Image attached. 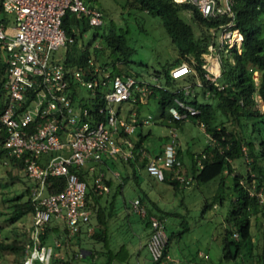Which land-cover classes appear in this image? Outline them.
Masks as SVG:
<instances>
[{
    "label": "trees",
    "instance_id": "1",
    "mask_svg": "<svg viewBox=\"0 0 264 264\" xmlns=\"http://www.w3.org/2000/svg\"><path fill=\"white\" fill-rule=\"evenodd\" d=\"M89 1L87 0L88 3ZM218 3L222 6L224 1L218 0ZM124 6L128 10L145 12L160 18L177 55L162 69L153 71L151 77H157L164 85V89H156L148 100L158 102L166 126L178 128L182 122L191 121L200 128L203 126L208 137L206 149L198 156L188 151L191 158L190 171L185 166L179 148L180 165L172 170L166 169L163 182L170 185L178 194L191 184L199 187L220 178L213 200L211 202L204 200L203 212L215 208L216 205H224L223 191L234 192V196L229 198L228 213L224 221L223 259L236 260L244 254L248 258L257 260V264H264V112L261 109V105H264V0H231V12L216 13L208 17L204 16L198 5L192 2L126 0ZM187 16L191 23L187 20ZM1 19L6 23L9 21L5 13L1 15ZM233 20L242 34V43L240 46H234L227 54L230 57L228 67L223 66L224 53H221L222 75L216 82H212L207 79L206 70L203 68L204 60L206 62L208 60L204 55L209 51V46L215 43L214 31ZM64 28L68 36L74 37L75 40L68 49L65 64L68 67L83 66L93 70L89 64L92 60L89 54L83 50L80 52L74 47L78 33L83 34L91 28L88 19L67 12ZM127 36V31L123 28L105 31L103 44L108 53V60L101 68H106L112 76L132 75L140 78L138 75H133L128 68L132 62L134 49L129 46ZM183 62H187L194 71L184 78H173L171 71ZM6 72L7 65L0 44V114L5 109L6 103L4 89ZM255 72H258L257 79ZM198 82L201 84L198 85ZM186 86H190V95L185 94ZM207 95L208 98L217 101V107L211 100L206 99ZM176 98L197 107L200 109V114L186 121L172 122L168 112L175 105ZM135 104L143 106L140 102ZM137 117L140 120L138 114ZM143 128L140 123L136 136L137 148L144 147L143 143L147 138ZM108 161L106 159L104 162L109 164ZM0 162L10 164L15 172H18L16 173L18 177L24 171L23 159L11 156L1 146ZM124 162L127 166L125 175L120 178L122 182L116 186L110 199L106 197L104 202L103 199L108 194L96 190L93 173L88 168L72 167V171L77 172L88 184L86 208L92 214L89 223L82 225L80 233L74 236L69 235L68 228L62 221L53 219L47 223L39 237L41 247L52 248L49 264H98L96 261L98 256L103 258L105 264H157L152 260L147 247L151 236L150 216H155L165 223L169 240L164 258L167 264H175L176 260L169 258L170 246L181 233L168 226L170 224L167 219L176 218L178 213L162 210L157 202L151 199L149 193L136 192L135 198L148 213L145 218L136 215L132 210L130 197L124 193V190L126 184L132 180L140 186L138 172L141 169L146 170L149 159L137 154L135 160ZM129 166L134 169L133 177L129 175ZM183 173L192 177L188 185L176 178ZM225 177L233 180V186L226 185ZM104 181L108 186H113L111 180L104 177ZM66 182L65 177H49L45 192L57 193L64 189ZM33 188L34 186L28 187L26 201L15 202L11 218L13 222L26 215L33 216L35 210ZM133 215L142 220L143 235L141 236L136 230L137 227L132 226ZM116 223H120L122 227L127 226L126 237L113 235ZM258 224L261 228L259 226V230L255 233L253 227ZM259 233L262 234V238L258 237ZM52 235L56 236V240L63 242V251L55 245V242L50 243ZM255 237L258 238L257 241ZM261 241L262 252L253 254L254 248L258 247L257 243ZM31 244L30 236L22 243L0 240V252L24 254ZM25 260L22 258L15 264H23ZM178 263L188 264L182 261ZM34 264L44 263L38 260Z\"/></svg>",
    "mask_w": 264,
    "mask_h": 264
},
{
    "label": "built area",
    "instance_id": "2",
    "mask_svg": "<svg viewBox=\"0 0 264 264\" xmlns=\"http://www.w3.org/2000/svg\"><path fill=\"white\" fill-rule=\"evenodd\" d=\"M174 1L192 2L206 17L231 12V0H225L222 6L218 0ZM67 12L86 17L90 26L105 24L103 11L87 0H0V44L7 65L6 103L0 114V146L11 156L23 159L26 176L37 183L33 188L34 229L28 249L31 252L23 264H34L38 260L49 264L52 248L41 247L39 236L51 220L66 224L70 236L79 234L82 225L89 223L92 213L86 208L88 184L72 171V167L94 171V164L106 159L132 161L140 154L149 159L147 173L163 181L166 169L180 165L176 126L171 127L161 152L152 155L145 146L137 148L138 138H132L139 124L146 127L150 120H139L136 112L124 117L114 107L116 103L128 101L147 105L148 97L156 89H164L157 77L146 80L132 75L112 76L92 60L89 64L93 70L83 66L68 67L66 57L56 56L60 49L68 48L75 41L64 28ZM3 13L8 23L1 19ZM242 40L234 20L214 31L215 43L204 56L220 60L213 65V70L203 64L207 79L216 82L221 77V53L228 54L234 46H240ZM193 71L183 62L171 71V75L180 79ZM83 86L94 92L98 104L87 108L80 102L78 94ZM184 91L190 95V86ZM199 114L200 109L180 98H176L175 105L169 109L172 122L186 121ZM202 129L205 131L203 126ZM59 176L66 178L64 189L46 193L48 178ZM176 178L186 185L192 180L184 173ZM94 185L100 193L110 191L103 174L95 177ZM131 207L136 215L147 217V210L138 199L131 201ZM149 220L151 236L147 247L150 256L157 264H167L164 258L169 240L166 225L155 216H150ZM55 245L60 247V240H56ZM175 264H179L178 261Z\"/></svg>",
    "mask_w": 264,
    "mask_h": 264
},
{
    "label": "rangeland",
    "instance_id": "3",
    "mask_svg": "<svg viewBox=\"0 0 264 264\" xmlns=\"http://www.w3.org/2000/svg\"><path fill=\"white\" fill-rule=\"evenodd\" d=\"M89 2L91 6L104 12L105 24L97 27L91 26L85 33H78L74 47L80 52L83 50L89 54L98 67H102L108 60L103 37L105 31L108 32L112 28H123L127 31L129 46L134 49V54L131 57L132 62L128 68L135 76L138 75L140 78L151 80L153 79L151 76L154 70L162 69L166 63H171L177 56L172 41L160 18L153 17L145 12L126 9L124 6L126 0H90ZM189 19V16H187V20L190 22ZM70 45L68 48L63 47L60 49L56 56L64 59L68 54ZM219 60L217 57L210 56L207 62L204 60V65L207 66L208 70H213V65L217 64ZM229 61V55L222 54L224 67H228ZM257 74L258 72H255V77H257ZM202 96L201 92L200 97L202 98ZM78 97H80V102L87 108L92 107V104L96 105L99 103L98 97L86 86L80 89ZM206 99L211 100L217 107L216 100L211 97L208 98V95ZM114 107L124 117H127L130 112H136L140 118L150 120V125L143 128L144 133L147 135L143 144L150 154L158 155L162 146L168 141L172 130L163 122L162 109L158 102L149 100L147 105L138 106L134 102L128 101L116 103ZM261 109L264 112V105H261ZM177 132L179 135V148L183 154L185 166L190 171L191 158L189 152L195 156L202 153L207 147L208 137L202 128L194 125L191 121L182 122ZM136 135L134 134L132 138H135ZM107 160L121 175H125L127 164L123 160L118 158H109ZM16 173L18 172H15L10 164L0 162V240L8 243L12 241L22 243L29 236L32 238L34 229L32 215L23 216L14 222L11 220L15 202L26 201L28 199V187L34 186L35 188L37 186V183L28 178L24 171L20 173L19 177ZM129 173L133 177L134 169H129ZM138 176L140 186L132 180L125 187L127 196H136V192H147L156 197L155 193L160 192L159 195L167 202L169 211L178 213L175 219H167L168 224L175 220L174 222H176L178 228L177 233H181L170 246L171 256L180 260L187 259L186 262L191 264H257V260L248 258L244 254L236 260L223 259L224 221L228 213L229 198L234 196V192L230 190L223 191L224 205H216L215 208L212 207L205 213L203 212L204 200L209 202L213 200L220 178L204 183L199 187L191 184L177 194L170 185L148 175L144 169L138 172ZM225 182L227 186H233L231 178L227 177ZM106 197L108 195H105L103 200ZM131 221L134 222L132 224L134 228L137 227L143 230V223L140 217L133 215ZM168 226L172 228V225ZM259 226L258 224L253 227L255 233L259 230ZM133 227L132 229L134 230ZM127 231V226L124 225L122 227L120 223H116L113 235H124L126 237L125 233ZM258 237L262 238V234L259 233ZM257 239L255 237V241ZM55 240L56 236L52 235L49 241L54 244ZM261 242L257 243L258 247L254 248L253 254L262 252L263 242ZM60 243L61 246L58 248L63 251V242L60 241ZM30 252V250L24 254L22 252L18 254L0 252V264H15L22 258L27 259L30 256ZM96 261L98 264H105L103 258L99 259V256Z\"/></svg>",
    "mask_w": 264,
    "mask_h": 264
},
{
    "label": "crops",
    "instance_id": "4",
    "mask_svg": "<svg viewBox=\"0 0 264 264\" xmlns=\"http://www.w3.org/2000/svg\"><path fill=\"white\" fill-rule=\"evenodd\" d=\"M176 58V57H175ZM174 58V59H175ZM105 161V160H104ZM94 171H91V173H93V175H94V177H96L97 175H99V174H103L104 175V177L105 178H107L108 180H111L112 181V183H113V186H109L110 187V191L108 192V193H106V194H108V197H109V199H110V195H112L114 192H115V188H116V186L117 185H119L122 181H121V173L114 167V166H112V165H109L108 163H105V162H102V163H98V164H94ZM129 169L131 170V169H133L132 167H129ZM128 169V170H129ZM146 171V170H145ZM146 173H147V171H146ZM148 174V173H147ZM129 175H131L130 173H129ZM149 175V174H148ZM127 185V184H126ZM124 193H127V191H126V188H125V190H124ZM159 193L160 192H158V193H155L156 195V197H154L153 196V194L152 195H150V197H151V199H153L154 201H156L157 202V204H158V206L162 209V210H166V211H169V209H168V204H167V202H165L164 201V199L163 198H161L160 197V195H159ZM159 196V197H158ZM130 197V200L131 199H133V200H135L136 198V196H129ZM105 200H103V202H104ZM170 212H172V211H170ZM161 214V213H160ZM173 219H175V218H173ZM175 220H173V222H171V224L170 225H172V228H176L175 230L177 231V224H176V222H174ZM139 233H140V236L141 235H143L142 233H143V231L142 230H140L139 228H137L136 229ZM169 258H170V260H176V261H182V262H185V263H188V264H191L190 262H186L187 261V259H183V260H180L179 258H175V257H173V256H171L170 254H169ZM99 259H101V258H99Z\"/></svg>",
    "mask_w": 264,
    "mask_h": 264
},
{
    "label": "bare ground",
    "instance_id": "5",
    "mask_svg": "<svg viewBox=\"0 0 264 264\" xmlns=\"http://www.w3.org/2000/svg\"><path fill=\"white\" fill-rule=\"evenodd\" d=\"M216 68V67H215Z\"/></svg>",
    "mask_w": 264,
    "mask_h": 264
}]
</instances>
